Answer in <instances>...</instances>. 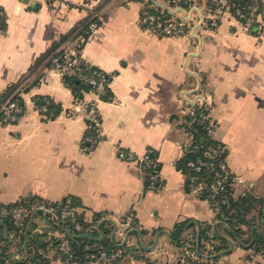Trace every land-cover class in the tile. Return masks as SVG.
Segmentation results:
<instances>
[{"label":"crops","instance_id":"0c3cea01","mask_svg":"<svg viewBox=\"0 0 264 264\" xmlns=\"http://www.w3.org/2000/svg\"><path fill=\"white\" fill-rule=\"evenodd\" d=\"M148 4L172 5L175 18L188 14V33L148 31L140 22ZM207 6L208 0H0V93L17 84L7 97L18 93L24 107L15 122H4L0 112V206L40 197L57 207L73 198L85 221L99 215L112 227L103 236L97 223L96 240L112 241L116 227L115 245L127 236L123 248L130 257L119 264H175L181 237L197 239L203 222L219 233L213 264H264L252 247L264 231V12L247 29L226 8L217 10L218 23L211 25ZM92 11L99 24L81 39L79 55L109 77L106 89L89 88L77 99L47 60ZM203 94L211 98L213 139L242 181L230 196L250 204L239 218L198 191L202 181L192 177L188 184L177 167L192 142L182 122L185 108ZM39 99L50 100L57 113L42 114ZM78 100L91 102L99 114L100 134L90 146L84 141L89 111ZM119 149L138 157L148 149L156 153L154 187L137 161L119 158ZM35 213V231L47 228L39 240L49 264H62L53 241L65 230ZM130 216L135 223L125 228L122 221ZM183 221L195 224L178 243L172 236Z\"/></svg>","mask_w":264,"mask_h":264},{"label":"built area","instance_id":"2783aa9c","mask_svg":"<svg viewBox=\"0 0 264 264\" xmlns=\"http://www.w3.org/2000/svg\"><path fill=\"white\" fill-rule=\"evenodd\" d=\"M209 6L206 10L211 13L210 24L217 25L218 12L221 8H226L231 11L232 15L237 19L242 20L243 25L249 29L254 23L260 22V15L264 12V0H208ZM172 5L164 4L163 6H156L154 4H148L144 6L141 11L140 22L143 27L148 31L162 34L165 36H179L184 35L188 31L186 29L187 21L190 16L185 15L184 18H175L172 16ZM214 11V12H213ZM97 16L96 12L88 14L85 23L87 24V30L89 34L92 33L98 24L95 21ZM81 36L76 35L73 39L64 40L55 50L51 57V66L56 69L63 77L66 74L77 73V76L93 85L103 87L107 82L109 74L103 72L100 69L93 70L92 72L85 71L80 65L84 62L79 55V42ZM87 68V67H86ZM97 76V77H96ZM78 103L89 111V120L87 124V134L84 137V141L87 146L93 145L100 134V119L99 114L95 110L91 102L80 101ZM48 99L43 100V103L39 106V111L42 114L47 112ZM211 98L207 94L199 95L195 98L194 102H189L185 108V114L182 122L188 127L194 122L206 121V134L208 137L213 138V131L215 123L211 120L209 115V106H211ZM206 109L207 112L202 109ZM200 110V111H199ZM23 107L19 105L18 101L12 100L9 97L0 102L1 118L4 122H15L21 116ZM192 140V134L190 133ZM223 147L213 145L210 142L206 143L205 155L209 158L207 161H189L188 164L194 170H200L204 165L207 168V173L211 174V179L208 183L209 195L212 197L214 203L220 201L224 202V197L220 201L214 199L215 195L229 188H234L237 183L242 182L241 178L235 176L228 168L225 155L222 154ZM119 158L126 160L137 161L143 168L148 178V184L150 187H154V181L158 177V161L156 153L152 149H148L142 156H135L132 152L119 149L117 151ZM220 155V156H219ZM218 156V160L215 162L213 158ZM202 182L197 183L196 189L202 190ZM56 207L48 201L36 200L30 204V207L24 206H0V216H12L14 223L21 226L24 220L35 212H42L47 220L56 218L60 221L71 222L73 229L81 234H89L97 227L95 221L80 222L77 219L76 206L68 203L63 204L58 216H55ZM261 210L264 216V204L262 203ZM132 223H135L133 216L126 218L122 221L125 228H131ZM135 227V226H134ZM199 230L203 231V235L197 239H193L190 236L183 235L180 240L179 251L176 256L175 264H213L214 257L217 254V236H219L217 228L212 222H203L199 226ZM57 250L59 256L62 258V264H80L83 262H90L95 264H119L123 259L130 257L127 250L123 247H116L109 251L98 250L97 252H88L85 255L86 260L79 261L72 251L69 238L64 235L59 239ZM260 257H264V247L261 246L259 251H253ZM6 264H13L12 260L6 259Z\"/></svg>","mask_w":264,"mask_h":264},{"label":"trees","instance_id":"16d2710c","mask_svg":"<svg viewBox=\"0 0 264 264\" xmlns=\"http://www.w3.org/2000/svg\"><path fill=\"white\" fill-rule=\"evenodd\" d=\"M85 20L86 18L83 20L82 23L76 26L72 31L62 36V39L60 40V42L66 39H73L76 35H80L83 38H86L89 35V33L86 32L87 24L85 23ZM95 21L97 22V24H99V20L97 16L95 17ZM80 43L81 42H79L78 46H80ZM54 46L57 47V43ZM54 50L52 51V53L50 52L48 56L47 64L49 66H51V62H50L51 57L53 55L54 56L56 55L54 53ZM80 67L84 68L85 71H88V72H92L93 70L98 69L86 62L81 64ZM62 78L65 81V83L73 89L77 99L79 98L81 99L82 92L84 90L97 87V85L89 84L81 80L77 76V73L75 72L66 74ZM35 82H36V79H34L31 82L26 83L22 87V91H27L28 88ZM105 84H104V87L106 89ZM16 85L17 84H12L9 87H7L5 91L0 93V102L3 101L5 98H7V96H9L14 91V88L16 87ZM10 99L18 101L19 105L23 107L22 98L20 97V95H18V93L14 92L13 95L10 96ZM58 109H59L58 107L53 105V103L50 100H48L47 113L50 112L49 117L54 116V114L57 113ZM202 110L207 112L206 109L204 108ZM23 111H24V107H23ZM23 111L21 112V114L23 113ZM188 130L192 134V140H191L192 142H191L189 150H187L184 156L177 162V167L181 171L187 174L188 184L191 181L192 177H196L198 181H202L204 184V187L202 189L203 193L209 195L210 191L208 188V183L211 179V174L209 175L207 173L206 166L202 165L200 170H194L193 168L189 166L188 162L189 161L197 162L199 160L201 161L209 160V158L205 155L207 142H210L213 145H218V146H221V145L218 142H216L213 138L208 137L209 140H207L206 121L194 122L193 124L188 126ZM225 153H226L225 149L223 148L222 154L221 156L220 155L219 156L222 157L226 155ZM220 157L215 156L213 160L216 162L218 158ZM156 170L157 171L159 170V166H157ZM232 189L233 188H229V187H227V189L225 188V190L218 192L215 195L214 199L216 201H220L222 197L225 196L224 202L222 201L218 202L220 209L222 210L226 209L227 211L231 210V213L229 214V216L231 219L233 218L235 219V218H239V216H242V213L247 207L250 206V204L249 206L246 205V203L248 202V199L246 198H240L238 200L233 199L232 196H230ZM36 200H43V199H41L40 197H31L28 199L18 200L15 203L8 204L5 206L10 207V206L16 205V206L30 207V204ZM69 204L76 206V202L74 201L73 198H71V201H69ZM53 219L56 220L58 224L53 223L51 220H48V222L46 223L50 225L49 227L51 228H54V227L60 228L61 226L65 228L64 232H65V235L69 238L70 244L72 246L73 255L79 261L86 260L85 255L88 252H97L98 250H102V249L109 251L111 249L116 248V245L109 238H104L100 241L95 239V235L98 229H99L98 231L103 236L107 233H110V231L112 230L111 226L106 227L108 222L100 221L101 216L99 215H97V218L93 220L98 223V229L92 230L89 234H81L80 232L76 231L75 229H73V226L71 222L69 221H60L56 218H53ZM77 219L80 222L85 223V220L78 213H77ZM29 221H30V216H28L24 220L21 226H18L14 223L12 216L10 215L0 216V264H6V259H9V258L12 260L13 264H49V258L46 257L45 251H44V248L46 246L45 242L39 243L40 236L45 234V232L47 231H43L41 233L36 232L35 229L37 226L35 222L32 221L29 224ZM193 224L195 223L192 221L191 222L183 221V222L178 223L175 227V233L172 236V238L174 240H178V243H179V237H180L181 232L186 227H189ZM28 225H29V228H28ZM5 230H7L10 239H7V237L5 236ZM228 232L233 236L238 235V230H233L232 228H230V226H229ZM202 235H203V231H200V236ZM25 240H26V243L24 245L23 242ZM58 243H59V239L58 238L54 239L53 244H55L56 247H58ZM261 246L264 247V231L259 233L252 247L255 251H259ZM218 248L219 247L217 245L216 249Z\"/></svg>","mask_w":264,"mask_h":264},{"label":"water","instance_id":"95a60500","mask_svg":"<svg viewBox=\"0 0 264 264\" xmlns=\"http://www.w3.org/2000/svg\"><path fill=\"white\" fill-rule=\"evenodd\" d=\"M37 102H38L39 104H42V103H43V101H42L41 99L37 100ZM63 200H64V199H63ZM62 206H63V201H61V202L58 203V205H57V207H56V210H55V215H57V216L59 215ZM36 213H37V212H36ZM36 213H35V214H36ZM44 218H45V215H44ZM33 219H34V214H33V217H31V219H30V221H29V224L33 221ZM45 222H48V220L45 219ZM28 228H29V225H28ZM61 228L65 230L64 227L61 226ZM42 229H43V228H42ZM46 230H47V228H44V231H46ZM115 231H117V227H116ZM115 231H114V233H113V237H112V241H114V242H115V239H114ZM127 235H128V234H127ZM5 236L7 237V239H10L7 230H5ZM126 241H127V236H126V238H125L122 242H120L119 244H116V245H117L118 247H123V246L126 245ZM39 243H41V240H39ZM252 243H253V241L249 244V246H251ZM134 247H135V246H129L130 249H131V248H134ZM132 250H133V249H132Z\"/></svg>","mask_w":264,"mask_h":264},{"label":"rangeland","instance_id":"374dc122","mask_svg":"<svg viewBox=\"0 0 264 264\" xmlns=\"http://www.w3.org/2000/svg\"><path fill=\"white\" fill-rule=\"evenodd\" d=\"M188 30H189V29H188ZM188 30H187V31H188ZM187 33H188V32H187ZM159 35H160V34H159ZM164 36H165V35H164ZM80 38L82 39L83 37L81 36ZM38 219H39V216L37 217V220H38Z\"/></svg>","mask_w":264,"mask_h":264}]
</instances>
